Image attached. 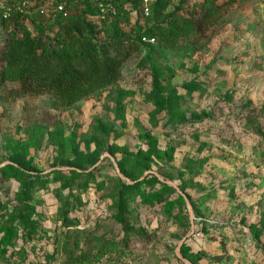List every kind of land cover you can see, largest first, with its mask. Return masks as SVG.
I'll list each match as a JSON object with an SVG mask.
<instances>
[{"label": "rangeland", "instance_id": "rangeland-1", "mask_svg": "<svg viewBox=\"0 0 264 264\" xmlns=\"http://www.w3.org/2000/svg\"><path fill=\"white\" fill-rule=\"evenodd\" d=\"M212 1L160 0L146 23L126 3L113 21L87 0H0V264H264V0L204 17ZM78 11L89 43L126 58L63 107L25 91L7 44L78 57ZM178 18L200 23L135 44Z\"/></svg>", "mask_w": 264, "mask_h": 264}, {"label": "trees", "instance_id": "trees-1", "mask_svg": "<svg viewBox=\"0 0 264 264\" xmlns=\"http://www.w3.org/2000/svg\"><path fill=\"white\" fill-rule=\"evenodd\" d=\"M231 1L233 0H222L221 3L212 1L210 4H207L208 6H204L203 16L208 17L212 13H216L219 8ZM87 2L89 7L96 9L89 0ZM112 2L117 9V13L111 20L116 21L120 16L121 11L118 4L126 3L128 6L133 5L140 19L147 23L150 19L152 20V11L158 6L160 0H153L149 17L146 19H142V14L140 13V0H122V2L121 0H112ZM125 10L127 11V9ZM128 11H131V8ZM89 13L90 11H88ZM56 14L60 15V13ZM88 14L78 11V16L67 30L69 38H74L75 35L78 36L74 40L80 54L78 57L77 55L71 57L62 53L49 52L46 47L47 43L40 38L26 43L18 42V44L13 39L8 41V53L7 51L5 52V54L7 53L8 63L20 69V79L27 93H50L59 100L61 106L71 107L80 100L94 96L98 91L119 80L121 64L126 56L118 59L115 53V56L110 57L108 50L105 49L106 42L99 47L87 41L85 35H89V37L94 36L91 23L86 19V15ZM199 23V19L193 18L190 20L182 18L174 19L167 25L164 23V20L154 22L152 26L139 27L140 33L137 35L135 44L149 47L158 41L162 45H175L178 43L180 37L183 38L188 35L190 33L189 29L195 28ZM142 37H152L155 43L153 45L144 44L141 42ZM20 49L25 50L24 54L19 55L18 50ZM100 50L104 52L99 54ZM114 52L116 51L114 50ZM115 218L118 223L125 225L121 215H117ZM65 222L68 224V221Z\"/></svg>", "mask_w": 264, "mask_h": 264}, {"label": "built area", "instance_id": "built-area-1", "mask_svg": "<svg viewBox=\"0 0 264 264\" xmlns=\"http://www.w3.org/2000/svg\"><path fill=\"white\" fill-rule=\"evenodd\" d=\"M91 2V4H93L99 11V13H101L103 16L102 19H104L105 17L108 18H114L116 16L117 13V9L115 8V6L112 4V0H89ZM153 4V0H140V8L141 11L140 13L142 14V19H146L149 17V11L151 9V5ZM21 7L22 8H31V1L29 0H23V2H21ZM106 8V11H104ZM56 11L62 12L63 11V7L62 6H58ZM134 14L136 15V12H134ZM141 42L147 45H153L155 43L154 38L149 37V38H145L142 37L141 38Z\"/></svg>", "mask_w": 264, "mask_h": 264}]
</instances>
